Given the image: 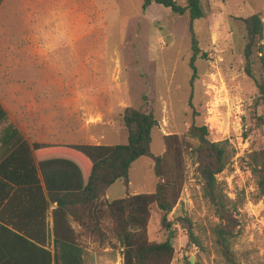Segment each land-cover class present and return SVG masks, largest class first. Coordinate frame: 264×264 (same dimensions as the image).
Segmentation results:
<instances>
[{
    "label": "rangeland",
    "instance_id": "1",
    "mask_svg": "<svg viewBox=\"0 0 264 264\" xmlns=\"http://www.w3.org/2000/svg\"><path fill=\"white\" fill-rule=\"evenodd\" d=\"M175 1L186 4L185 0ZM143 3L144 0H59L55 7L47 0L46 9L42 6L44 30L26 36L15 30L5 42L58 47L50 51L45 66L18 61L16 70L25 73L24 81L0 78V93L31 88L36 94H52L47 101L51 103L55 97L72 91L104 96L107 100L81 99L78 130H65L78 144L126 142L124 109L132 106L147 110L152 106L158 125L152 131L151 152L163 154L164 135H176L185 161L181 197L167 216L172 227L162 226L164 213L154 204L147 229L151 241L169 237L173 240L172 264H188L191 255H195L196 264H229L215 247L214 229L220 219L203 195L193 157L198 142L188 134L192 123L206 126L209 139L223 142L227 150L226 168L217 178L239 224L232 239L237 264H264V198L248 165V154L264 147V130L254 121L257 88L245 72L246 32L242 21L260 13L264 22V0L202 1L205 15L193 22L203 52L195 62L197 78L193 87L188 12L178 15L161 4L144 8ZM258 69L255 65L257 76ZM258 112L264 113V105ZM89 114H101L104 121L90 125L91 120H86ZM108 120L113 125L103 124ZM54 125L60 126V122ZM158 180L152 160L141 157L131 166L129 193L154 192ZM109 194L110 200L125 197L123 181H117ZM181 218L191 220L199 246L189 243ZM111 226L110 219H104L103 240L89 235L81 238L84 264H123Z\"/></svg>",
    "mask_w": 264,
    "mask_h": 264
},
{
    "label": "trees",
    "instance_id": "2",
    "mask_svg": "<svg viewBox=\"0 0 264 264\" xmlns=\"http://www.w3.org/2000/svg\"><path fill=\"white\" fill-rule=\"evenodd\" d=\"M202 1L185 0L184 6L175 0H144L143 3L144 8L152 3L161 4L178 15L188 12L192 50L189 64L193 70L191 87L197 78L195 62L203 55L193 26L195 20L205 15ZM2 2L0 0V6ZM242 21L246 32L245 72L257 88L254 121L264 130V113L258 112V108L264 105V22L260 13ZM255 65L259 68V76L255 73ZM189 106L192 108V95ZM122 123L127 133L124 143L23 142L0 163V176L18 187L15 197L8 203L24 194L30 201L31 229L23 230L12 225L15 231L31 239L34 248L33 254H2L0 264H84L85 248L81 238L89 235L103 240L102 222L107 218L112 222L111 233L121 248L123 264H172L175 255L173 240L169 237L161 242L151 241L147 229L154 204L164 213L162 226L172 227L167 216L179 202L186 178L181 142L176 135H164V153L154 155L151 152L152 131L158 125L152 106L147 110L126 107ZM188 134L198 142L193 157L203 183V195L220 219L214 229L215 247L226 262L237 264L232 239L239 224L226 203L227 196L217 178L226 168V147L223 142L209 139L206 126L192 123ZM141 157L152 160L153 171L159 180L154 192L130 194V169ZM248 165L264 198V147L248 154ZM118 180L123 181L126 196L109 201L107 190ZM53 204L56 207L49 212ZM181 219L189 243L199 246L191 220Z\"/></svg>",
    "mask_w": 264,
    "mask_h": 264
},
{
    "label": "crops",
    "instance_id": "3",
    "mask_svg": "<svg viewBox=\"0 0 264 264\" xmlns=\"http://www.w3.org/2000/svg\"><path fill=\"white\" fill-rule=\"evenodd\" d=\"M46 1L3 0L0 6V78L3 81H24L25 73L21 74L16 70L20 66L18 61L24 62V64L35 63L40 67L45 66L50 51L58 47V45L40 43L15 46L5 42L6 37L8 39V36L13 35L15 30L24 36L41 33L44 30L42 23L45 14L42 6L44 5V9H46ZM48 1L54 3L56 7L59 0ZM2 39L4 42L1 41ZM13 59L16 61L13 62ZM48 93L36 94L31 88L0 93V163L23 142L78 144L73 143V134H67L65 130L69 132L78 130L81 121V105H83L81 99H105L104 96L96 93L87 95L85 92L72 91L62 93L55 97L51 103L47 101L53 96ZM106 102L104 101V104L109 105ZM86 120H91L90 125L95 126L103 122L104 117L101 114H89ZM57 121L60 122V126L54 125ZM103 124L113 125V121L108 120ZM110 188L107 190L106 197L112 201L109 197ZM17 190V186L0 176V260L3 258L2 254H33L34 248L31 239H27L25 235L13 229V225H18L23 230H30L32 227V207L29 199L25 197L26 195L14 198L12 203H8ZM54 207L56 204L51 206L49 212ZM48 220L51 225V214ZM50 246L52 247V245Z\"/></svg>",
    "mask_w": 264,
    "mask_h": 264
},
{
    "label": "water",
    "instance_id": "4",
    "mask_svg": "<svg viewBox=\"0 0 264 264\" xmlns=\"http://www.w3.org/2000/svg\"><path fill=\"white\" fill-rule=\"evenodd\" d=\"M170 235H172V232H170ZM186 254L188 255V252H186ZM189 262L190 264H196V258H195V255H191L189 257Z\"/></svg>",
    "mask_w": 264,
    "mask_h": 264
}]
</instances>
